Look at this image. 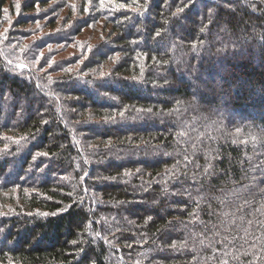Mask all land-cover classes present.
Masks as SVG:
<instances>
[{
  "label": "trees",
  "instance_id": "1",
  "mask_svg": "<svg viewBox=\"0 0 264 264\" xmlns=\"http://www.w3.org/2000/svg\"><path fill=\"white\" fill-rule=\"evenodd\" d=\"M0 264H264V0H0Z\"/></svg>",
  "mask_w": 264,
  "mask_h": 264
},
{
  "label": "snow or ice",
  "instance_id": "2",
  "mask_svg": "<svg viewBox=\"0 0 264 264\" xmlns=\"http://www.w3.org/2000/svg\"><path fill=\"white\" fill-rule=\"evenodd\" d=\"M19 7V5H17V8ZM121 8L123 7V5L120 6ZM85 11H87V9H85ZM157 35H159V33H157ZM21 67H23V65H21ZM46 155V154H45ZM44 215H47V213H44ZM149 219H151V217H149Z\"/></svg>",
  "mask_w": 264,
  "mask_h": 264
},
{
  "label": "clouds",
  "instance_id": "3",
  "mask_svg": "<svg viewBox=\"0 0 264 264\" xmlns=\"http://www.w3.org/2000/svg\"><path fill=\"white\" fill-rule=\"evenodd\" d=\"M223 215V214H222Z\"/></svg>",
  "mask_w": 264,
  "mask_h": 264
}]
</instances>
